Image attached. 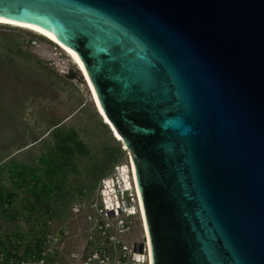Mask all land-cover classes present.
I'll use <instances>...</instances> for the list:
<instances>
[{
  "label": "water",
  "instance_id": "1",
  "mask_svg": "<svg viewBox=\"0 0 264 264\" xmlns=\"http://www.w3.org/2000/svg\"><path fill=\"white\" fill-rule=\"evenodd\" d=\"M81 65L128 152L149 264H264V0H0Z\"/></svg>",
  "mask_w": 264,
  "mask_h": 264
},
{
  "label": "rangeland",
  "instance_id": "2",
  "mask_svg": "<svg viewBox=\"0 0 264 264\" xmlns=\"http://www.w3.org/2000/svg\"><path fill=\"white\" fill-rule=\"evenodd\" d=\"M118 165L128 152L67 53L0 23V264H136L121 249L145 240L132 189L138 213L104 208Z\"/></svg>",
  "mask_w": 264,
  "mask_h": 264
},
{
  "label": "bare ground",
  "instance_id": "3",
  "mask_svg": "<svg viewBox=\"0 0 264 264\" xmlns=\"http://www.w3.org/2000/svg\"><path fill=\"white\" fill-rule=\"evenodd\" d=\"M4 21L5 20H0V23H4ZM10 22L11 23H4V24H9V25H13V26L31 29V30L36 31L37 33L43 35V36H46V37L54 40L57 44H59V46L70 57L71 61H73V63L78 68L80 73H82V75L84 76L85 82H86L87 87L90 91L93 102L95 103L96 108H97L98 112L100 113L102 119L107 124L106 118L104 117L102 111L100 110V108L96 102V99L94 97V94L90 88V85L88 84L86 75H85L81 65L77 61L76 57L73 55V53L68 48H66L62 43H60L58 40H56L50 33L46 32V31H43L39 28L32 27L29 25H27L28 27H25L26 24H22V23H17V22H12V21H10ZM37 29H39V31H37ZM130 164L131 163H130L129 157H128V165L126 167H125V165H118L116 167L117 178L110 177V178L104 179V184H105V189L103 191L104 208L106 209V211H110V212H113L116 210L121 211L126 215L135 214L132 212H136V213L140 212L141 219H142V228H143V232H144V236H145L146 230H145V226H144V222H143L141 208H140L138 195H137V191H136V187H135V183H134V178H133V173H132V169L130 167ZM126 168L128 169V171L130 173V177H129L130 181L127 178ZM129 183H131V184L129 185ZM130 188L133 191L132 195H134V197H135V202L137 204L138 212H137V208L134 206L133 202H132V204H129V202H130L129 195H127V198L121 197V194L128 193ZM143 243L145 246L146 242L144 241ZM133 253H132V256H133L134 263H136V264H149L150 255H149V250L147 252L146 247H144V251H142V252L135 251Z\"/></svg>",
  "mask_w": 264,
  "mask_h": 264
},
{
  "label": "built area",
  "instance_id": "4",
  "mask_svg": "<svg viewBox=\"0 0 264 264\" xmlns=\"http://www.w3.org/2000/svg\"><path fill=\"white\" fill-rule=\"evenodd\" d=\"M109 212V211H106ZM121 228L123 227V223H120ZM110 238V237H109ZM122 250H127L128 252L132 250V246L128 249L127 247H125L124 245L121 246Z\"/></svg>",
  "mask_w": 264,
  "mask_h": 264
},
{
  "label": "trees",
  "instance_id": "5",
  "mask_svg": "<svg viewBox=\"0 0 264 264\" xmlns=\"http://www.w3.org/2000/svg\"><path fill=\"white\" fill-rule=\"evenodd\" d=\"M55 170V168L52 166V167H48V171H47V173L50 175V173L52 172V171H54ZM19 175H23L22 173H19ZM48 175V176H49Z\"/></svg>",
  "mask_w": 264,
  "mask_h": 264
},
{
  "label": "snow or ice",
  "instance_id": "6",
  "mask_svg": "<svg viewBox=\"0 0 264 264\" xmlns=\"http://www.w3.org/2000/svg\"><path fill=\"white\" fill-rule=\"evenodd\" d=\"M4 23H11L10 21H4ZM25 27H28L27 25H25ZM37 31H39V29H37Z\"/></svg>",
  "mask_w": 264,
  "mask_h": 264
}]
</instances>
